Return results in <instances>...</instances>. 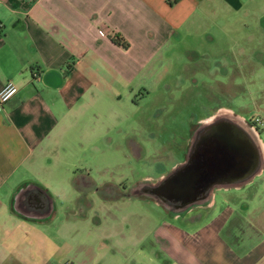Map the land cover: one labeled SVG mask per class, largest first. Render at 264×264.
Instances as JSON below:
<instances>
[{"label": "crops", "instance_id": "obj_1", "mask_svg": "<svg viewBox=\"0 0 264 264\" xmlns=\"http://www.w3.org/2000/svg\"><path fill=\"white\" fill-rule=\"evenodd\" d=\"M252 6L264 11V0H0V88L7 80L17 86L0 103V264H264V182L249 185L264 173L258 131L255 141L235 120L244 169L210 174L181 201L167 191V201L181 204L163 216L140 213L132 232L128 213L109 211L117 196L98 191L88 173L78 176L71 160L81 147L98 148L107 119L122 120L130 93L149 91L155 61L192 29L221 27L227 9L245 14ZM216 117L230 119L209 114L192 130ZM165 175L133 186L134 200L149 202L143 192L166 199ZM119 222L125 229L114 230Z\"/></svg>", "mask_w": 264, "mask_h": 264}, {"label": "rangeland", "instance_id": "obj_2", "mask_svg": "<svg viewBox=\"0 0 264 264\" xmlns=\"http://www.w3.org/2000/svg\"><path fill=\"white\" fill-rule=\"evenodd\" d=\"M243 15L241 20L238 16ZM223 19L225 25L218 28L212 24L192 29L191 39L187 36L175 45L170 57L155 61V81H146H150L149 91L142 88L130 93L120 109L124 117L118 121L113 113L107 119L105 134L96 138L95 151L81 147L71 156L78 176L88 173L100 183L98 191L105 189L117 196L109 211L117 218L128 213L130 232L137 230L140 213L160 211L163 216L164 209L170 211L181 204L170 203L169 196L161 197L159 203L151 192H143L149 202L136 201L132 190L148 176L169 173L182 160L196 120L209 114L238 116L253 125L264 142V11L252 6V11L243 14L230 8ZM216 62L222 65L217 67ZM131 96L136 103H131ZM108 180L112 187L119 184L117 190L103 184ZM263 182L264 173L254 176L249 185ZM125 226L126 222H119L113 229Z\"/></svg>", "mask_w": 264, "mask_h": 264}, {"label": "flooded vegetation", "instance_id": "obj_3", "mask_svg": "<svg viewBox=\"0 0 264 264\" xmlns=\"http://www.w3.org/2000/svg\"><path fill=\"white\" fill-rule=\"evenodd\" d=\"M234 123L232 119L216 117L210 123L196 124L190 132V142L187 151L182 153L181 162L160 181L162 192L181 201L187 198L185 195H191L204 184H209L210 174L216 177L222 174L230 175L233 172L235 174L240 166L236 158L237 151H246V146L245 142L235 137L237 125ZM220 158L230 160L228 168L230 170L220 172V169L216 168L210 171L209 162L219 163ZM216 166L218 167V164ZM167 191L172 194L169 195Z\"/></svg>", "mask_w": 264, "mask_h": 264}, {"label": "water", "instance_id": "obj_4", "mask_svg": "<svg viewBox=\"0 0 264 264\" xmlns=\"http://www.w3.org/2000/svg\"><path fill=\"white\" fill-rule=\"evenodd\" d=\"M236 131V134H238L239 136H240V138H241V141L244 143V138L242 137V135H243V132L242 131H239V129L238 130H235ZM244 156L243 155H241V158L240 159H237V162H238V166L239 167H241L242 169H244V167L246 166L244 163V158H243ZM216 164H218V167L216 166ZM237 164V163H236ZM235 164V165H236ZM229 165H230V160H228V159H225V158H220V160H219V163H213V162H209V165H208V169L210 170V171H213L214 169H216V168H218V169H220V170H227L228 168H229ZM239 167L237 168V169H239ZM209 171V172H210ZM211 180V179H210ZM209 180V181H210ZM213 180V179H212Z\"/></svg>", "mask_w": 264, "mask_h": 264}, {"label": "built area", "instance_id": "obj_5", "mask_svg": "<svg viewBox=\"0 0 264 264\" xmlns=\"http://www.w3.org/2000/svg\"><path fill=\"white\" fill-rule=\"evenodd\" d=\"M99 32L103 34V30L99 29ZM16 92V84L11 80H7L0 88V103L13 96Z\"/></svg>", "mask_w": 264, "mask_h": 264}, {"label": "bare ground", "instance_id": "obj_6", "mask_svg": "<svg viewBox=\"0 0 264 264\" xmlns=\"http://www.w3.org/2000/svg\"><path fill=\"white\" fill-rule=\"evenodd\" d=\"M228 116L231 118H234L236 122L238 123V125L242 128V130L243 131L245 130L255 141H259L257 132L256 130H254V128L244 123L241 119L238 118V116H234V115H228Z\"/></svg>", "mask_w": 264, "mask_h": 264}, {"label": "trees", "instance_id": "obj_7", "mask_svg": "<svg viewBox=\"0 0 264 264\" xmlns=\"http://www.w3.org/2000/svg\"><path fill=\"white\" fill-rule=\"evenodd\" d=\"M177 0H168V2L170 4H173L174 2H176ZM112 40L117 43V44H120L121 46H123L124 48L128 47L129 43L128 41L121 35L119 34H113L112 35Z\"/></svg>", "mask_w": 264, "mask_h": 264}]
</instances>
